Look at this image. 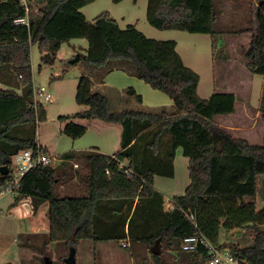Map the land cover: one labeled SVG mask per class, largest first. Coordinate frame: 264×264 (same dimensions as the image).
Segmentation results:
<instances>
[{"label":"trees","instance_id":"16d2710c","mask_svg":"<svg viewBox=\"0 0 264 264\" xmlns=\"http://www.w3.org/2000/svg\"><path fill=\"white\" fill-rule=\"evenodd\" d=\"M93 1L45 0L36 13V5L31 6L29 25H25L15 23L16 18L25 16V7L18 0H0V167L10 169L3 180L0 173V188L7 186L15 173L12 157L16 153L28 148L47 153L37 139L38 123L46 120V109L35 99L31 46L38 44L43 63L52 65L65 42L85 38L86 54L79 57L90 73L79 78L76 101L87 109L59 119L121 124L120 150L113 155L95 148L72 150L64 153L56 166H35L22 178L17 201L33 198L49 203L50 230L45 244L64 242L76 247L83 239L124 241L123 247L144 262L150 256L153 264H207L204 246L196 251L182 248L184 237L202 231L188 214L195 215L202 200L209 202L214 196L254 199L259 177L264 175V141L250 143L216 122L217 116L236 112L237 96L216 91L202 98L198 94L200 75L185 64L175 40L149 38L136 24L123 29L109 11L88 20L81 9ZM259 3L264 0H250L249 25L238 32L251 35L246 54L250 71L264 75ZM217 18L215 0H159L149 22L161 30L209 32L214 47ZM114 70L165 92L174 111L114 110L110 98L93 89ZM127 92L143 102L133 87ZM257 111L264 118V83ZM64 131L78 139L87 127L69 121ZM178 148L189 160L190 184L183 195L173 198L174 207L166 209L164 195L154 187V177L175 175ZM77 161L84 169L74 168ZM121 163L126 168L119 169ZM74 178L83 183L81 193L61 195L58 185ZM263 224L264 209L258 213V223L250 226L255 230L252 243L215 244L246 264H264ZM158 238L162 239V254L154 255L151 246Z\"/></svg>","mask_w":264,"mask_h":264},{"label":"rangeland","instance_id":"374dc122","mask_svg":"<svg viewBox=\"0 0 264 264\" xmlns=\"http://www.w3.org/2000/svg\"><path fill=\"white\" fill-rule=\"evenodd\" d=\"M159 0H95L81 9L88 20H93L104 11H109L118 21L121 28L136 24L147 37L166 41L175 40L177 51L185 64L200 75L198 94L209 98L214 92H234L237 96L236 112L231 115L217 116L216 122L233 135L245 138L250 143L262 144L264 141V118L257 108L260 103L264 75L252 73L248 67L246 54L251 35L238 31L249 25L250 0H215L217 21L215 23V46L209 32L181 31L176 29L161 30L149 22ZM42 6L37 4V8ZM260 20L263 26L259 46L264 55V3L258 4ZM88 41L85 38L65 42L57 53L54 64L42 61L38 44L31 46L34 90L45 86L52 94L47 101L38 97L45 109L46 120L38 123L37 139L48 148L47 153L55 156L58 165L60 157L72 150H87L101 143L103 152L114 154L120 148V130L122 125L108 123L100 119L69 118L66 121L60 116H73L87 109L76 101L79 78L88 75L90 67L79 61L69 62L86 54ZM80 58V57H79ZM60 76L59 79H52ZM133 87L143 97L139 103L127 92ZM111 100L114 110L122 109H160L174 111L173 101L163 91L153 89L144 80L123 72L113 73L107 78L106 86L99 89ZM117 100V101H116ZM73 121L85 125L86 133L73 139L65 133L67 122ZM81 122V123H80ZM82 169L83 164L77 161ZM188 158L178 148L174 161L175 175L167 177L156 175L154 187L165 197L166 202L175 196L183 195L190 184ZM84 169V168H83ZM16 173V169H14ZM83 183L74 178L58 185L61 195L80 194ZM11 193L0 197V264H64L70 246L64 242L45 244L50 230L49 204L39 203L33 198H22ZM264 209V175L258 180V193L254 199L232 196H214L209 202H201L195 212L201 232L212 242L218 244L247 245L254 240L255 230L250 226L258 223V213ZM264 228V224L262 225ZM31 233V234H30ZM124 241H95L83 239L77 244L76 264H153L148 256L135 257L123 247ZM20 248V252H18Z\"/></svg>","mask_w":264,"mask_h":264},{"label":"built area","instance_id":"2783aa9c","mask_svg":"<svg viewBox=\"0 0 264 264\" xmlns=\"http://www.w3.org/2000/svg\"><path fill=\"white\" fill-rule=\"evenodd\" d=\"M18 1L22 6L25 7L26 14L25 16L16 18V24L29 25V14L31 11V6H35L37 4H41L43 6L45 4V0ZM34 94L36 100H38V97H42L47 101L51 100L52 98V94L45 86L37 87L34 90ZM57 160L55 156L43 152L41 148H37L36 150L33 148H28L19 151L12 157V164L14 169H16V173H14L7 186L0 188V197L8 193L18 196V188L20 187L21 180L29 170L40 164H53L54 161ZM74 166L78 167V163H75ZM123 168L126 167L123 163H121L119 169ZM106 173L110 174V171L106 170ZM173 207L174 205L172 201L165 202L166 209H172ZM188 216L194 222V224L198 226L196 216L193 213L188 214ZM200 246H204L207 250L209 256L207 264H246L240 259L236 258L229 250L220 249L218 245L212 243L201 231H199L198 235L186 236L182 240V248L186 251H196Z\"/></svg>","mask_w":264,"mask_h":264},{"label":"water","instance_id":"95a60500","mask_svg":"<svg viewBox=\"0 0 264 264\" xmlns=\"http://www.w3.org/2000/svg\"><path fill=\"white\" fill-rule=\"evenodd\" d=\"M79 56L72 59L69 63L73 64L79 61ZM10 169L8 166L4 165L0 167V173H1V180L4 179V177L9 173ZM42 201L39 200V203ZM161 238H158L155 243L151 246V251L154 255H161L162 254V247H161ZM76 254L77 249L75 246H71L69 249V254L64 258V264H76ZM45 261L49 264L52 263L49 257H45Z\"/></svg>","mask_w":264,"mask_h":264},{"label":"crops","instance_id":"0c3cea01","mask_svg":"<svg viewBox=\"0 0 264 264\" xmlns=\"http://www.w3.org/2000/svg\"><path fill=\"white\" fill-rule=\"evenodd\" d=\"M116 72H123V73H126V74H128L127 72H125V71H122V70H114V71H112L111 73H109L108 75H107V77H106V79H105V82L104 83H95L94 84V86H93V89H95V90H97V89H101V87H104V86H106V83H107V78L108 79H110V77H111V75L113 74V73H116ZM89 73H90V70H89ZM130 75V74H129ZM117 101V100H116ZM79 119H83V118H79ZM81 123V122H80ZM109 123V122H108ZM114 124H117V123H114ZM121 125V124H120ZM121 132H120V137H121V134H122V127H121V130H120ZM120 141H121V139H120ZM38 142H39V144L42 146V147H44V148H46L47 150H48V148L46 147V146H44L39 140H38ZM92 148H95V149H98L99 151H101V152H103V145L101 144V143H99V144H97V145H94L93 147H90V149H92ZM119 150H120V148H119ZM118 150V151H119ZM49 151V150H48ZM104 153V152H103ZM110 155H113V154H110ZM189 161V160H188ZM47 201H44V202H42V203H46ZM49 204V203H48ZM31 234V233H30ZM18 252H20V248H19V250H18Z\"/></svg>","mask_w":264,"mask_h":264}]
</instances>
